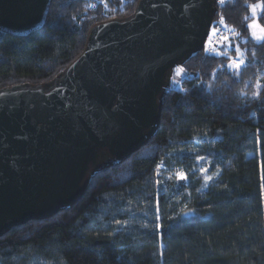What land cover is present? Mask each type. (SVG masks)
<instances>
[{"label": "trees", "instance_id": "trees-1", "mask_svg": "<svg viewBox=\"0 0 264 264\" xmlns=\"http://www.w3.org/2000/svg\"><path fill=\"white\" fill-rule=\"evenodd\" d=\"M138 1L54 0L43 29L0 31V88L54 79L93 26L127 18ZM217 1L207 50L175 68L155 136L92 175L73 208L12 227L0 264H264V40L248 27H264V0ZM220 25L228 40L213 41Z\"/></svg>", "mask_w": 264, "mask_h": 264}, {"label": "water", "instance_id": "water-1", "mask_svg": "<svg viewBox=\"0 0 264 264\" xmlns=\"http://www.w3.org/2000/svg\"><path fill=\"white\" fill-rule=\"evenodd\" d=\"M53 1L0 0V31L43 29ZM217 2L139 0L127 18L93 26L54 79L0 88V237L73 208L92 175L149 143L179 84L174 70L204 49Z\"/></svg>", "mask_w": 264, "mask_h": 264}, {"label": "snow or ice", "instance_id": "snow-or-ice-1", "mask_svg": "<svg viewBox=\"0 0 264 264\" xmlns=\"http://www.w3.org/2000/svg\"><path fill=\"white\" fill-rule=\"evenodd\" d=\"M224 0H221V3H223ZM261 8V11H264V3H262L260 6ZM256 9H257V6L256 5H252L251 6V10L253 12V14L255 15L256 13ZM221 23H223V18H221ZM227 27V26H225ZM248 27L250 29H252V36L257 40V41H260V40H264V27H261L260 25L258 24H249ZM259 28V34L257 33L256 29ZM218 30L217 29H213V33L217 32ZM223 40H228V37L227 36H224L222 37ZM229 47H231V45L229 44L228 45ZM206 47V50H207V45L205 46ZM236 54H237V59H232L231 57L229 58L230 59V63L228 65V67L230 69H234V70H239L241 65L244 63V60L243 59H240V57L243 55L239 49V47L237 46L236 47ZM184 71L183 68H177L176 69V74L177 75H180V73H182ZM261 86L258 84L257 85V88H258V91L254 94L256 97L259 96V88ZM199 159H203L202 157H200ZM202 172L206 171V169H201ZM178 179H183L185 178L183 174H178ZM207 179H211V177H208Z\"/></svg>", "mask_w": 264, "mask_h": 264}, {"label": "built area", "instance_id": "built-area-1", "mask_svg": "<svg viewBox=\"0 0 264 264\" xmlns=\"http://www.w3.org/2000/svg\"><path fill=\"white\" fill-rule=\"evenodd\" d=\"M216 38L213 41H218L222 36L227 35V30L223 25L217 28ZM211 40V39H210Z\"/></svg>", "mask_w": 264, "mask_h": 264}, {"label": "rangeland", "instance_id": "rangeland-1", "mask_svg": "<svg viewBox=\"0 0 264 264\" xmlns=\"http://www.w3.org/2000/svg\"><path fill=\"white\" fill-rule=\"evenodd\" d=\"M253 23L259 25V23L257 22L256 18H254V20H252V21L250 22V24H253ZM256 31H257V33L259 34V28H257ZM250 32H251V34H252V29H250ZM253 38H254V37H253ZM254 40H256V39L254 38ZM256 41H257V40H256ZM262 41H263V40H260V41H258V42H262ZM234 59H235V58H234ZM180 74H181V73H180Z\"/></svg>", "mask_w": 264, "mask_h": 264}]
</instances>
